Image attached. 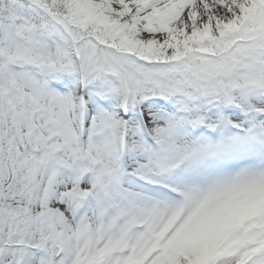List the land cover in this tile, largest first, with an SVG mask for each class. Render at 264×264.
<instances>
[{"label": "snow or ice", "instance_id": "6c2138e0", "mask_svg": "<svg viewBox=\"0 0 264 264\" xmlns=\"http://www.w3.org/2000/svg\"><path fill=\"white\" fill-rule=\"evenodd\" d=\"M0 264H264V0H0Z\"/></svg>", "mask_w": 264, "mask_h": 264}]
</instances>
